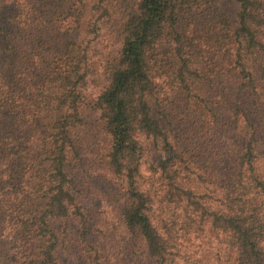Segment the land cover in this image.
Segmentation results:
<instances>
[{
	"label": "trees",
	"instance_id": "obj_1",
	"mask_svg": "<svg viewBox=\"0 0 264 264\" xmlns=\"http://www.w3.org/2000/svg\"><path fill=\"white\" fill-rule=\"evenodd\" d=\"M63 252L264 264V0H0V264Z\"/></svg>",
	"mask_w": 264,
	"mask_h": 264
},
{
	"label": "rangeland",
	"instance_id": "obj_2",
	"mask_svg": "<svg viewBox=\"0 0 264 264\" xmlns=\"http://www.w3.org/2000/svg\"><path fill=\"white\" fill-rule=\"evenodd\" d=\"M91 137V136H90ZM94 142L96 145V148L99 149L98 151H102V147L104 144V141H102L98 134L94 133V137H91L89 140H85V145H87L89 142ZM92 147L94 148L93 144ZM88 165L90 162L87 163ZM93 167V164H91V168ZM107 177L104 175L103 171H97L96 174L91 173L89 175H86L83 180V194L85 197L86 205L91 207L90 214L92 215L94 221H97L98 219L102 220L103 218L111 220L114 215V206L115 203L109 201L107 197L111 196L109 191V188L111 185L107 183L106 179ZM116 227V226H115ZM116 230L112 231L111 233L108 231L105 235L101 236L103 234L102 230H97L94 234L95 239L97 241V244H106L113 246V242L110 243L111 237L114 239V243H119L122 247L125 246L123 237L121 238L119 231L117 228ZM104 239V240H103ZM128 246V244H127ZM126 248V247H125ZM124 248V249H125ZM60 264H81L80 261L76 258H74V255L68 256L65 252L61 254L60 257Z\"/></svg>",
	"mask_w": 264,
	"mask_h": 264
}]
</instances>
